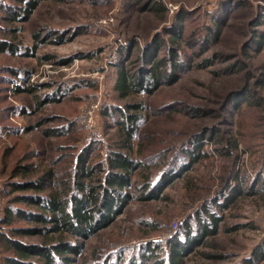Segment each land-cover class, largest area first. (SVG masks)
<instances>
[{"label":"rangeland","instance_id":"1","mask_svg":"<svg viewBox=\"0 0 264 264\" xmlns=\"http://www.w3.org/2000/svg\"><path fill=\"white\" fill-rule=\"evenodd\" d=\"M24 1L0 0V264L15 254L6 239L56 243L14 235L44 225L18 216L43 213L23 197L84 200L82 170L100 193L117 156L142 164L122 189L131 200L110 226L69 238L83 245L69 264H170L210 214L217 233L179 264H264V0H39L13 20ZM159 60L168 83L116 89L121 68ZM191 152L204 156L183 171ZM46 172L44 191L14 190ZM151 188L159 199L140 200Z\"/></svg>","mask_w":264,"mask_h":264},{"label":"trees","instance_id":"2","mask_svg":"<svg viewBox=\"0 0 264 264\" xmlns=\"http://www.w3.org/2000/svg\"><path fill=\"white\" fill-rule=\"evenodd\" d=\"M24 2L27 4V7L21 9L23 14L18 12H16L17 14L14 13L13 20L17 19L16 15L18 14L23 16V19H28L37 8L39 0H27ZM262 39L264 41V38ZM172 40L177 41V39L174 38H172ZM258 43L262 44L263 42ZM161 65L162 61H154L145 74L140 73L137 76L121 68L118 74L117 82L115 83L116 89L118 91L120 90L121 93L129 94L137 87L142 88L144 86L145 75H147V83H145V87L148 84H157V88L162 84V82L168 83L173 74L170 73L167 76V74L161 73ZM150 93L152 92L150 91ZM135 107L139 108L140 106L135 105ZM136 117L137 116H128V120L135 122ZM188 155L190 156V161L188 167L184 168L183 171L188 170L190 166L195 164L204 156V154H199V152H196V155H193L192 152L188 153ZM110 160V166L118 169L119 171L116 174L109 173L105 176L104 184L99 186L101 187L100 193L96 192V188L92 186L87 188L85 186L86 184L80 183L82 178L90 179L93 176L91 169H83L81 172L83 176L75 181L76 188H78L80 192L86 191L84 198L85 201L83 199L73 198L72 203L70 201L65 203L58 195L55 194H47L46 196L31 195L23 197L24 199L28 198L32 205H36L38 208L40 207L43 213L34 212L24 215L23 212L18 211V216L44 225L38 229H15L13 230L14 235H39L45 239L51 237V240H54L56 243L53 245H46V243L26 244L16 240L6 239L7 249L11 251V253L13 252L15 254L10 257H6L5 264H69L71 259L68 255L72 253L79 254L81 252L80 249L83 246H81V244L71 242L69 238L77 236L88 239L100 230L110 226L115 217L122 213L125 206L131 200L130 195L127 192H123L122 189L130 187L131 174L142 167L140 162L130 159L129 157L126 158L124 156H117L112 157ZM24 169L28 170L26 167ZM47 176L50 178L51 172L42 174V176L35 181L26 182L19 186L14 185V190H33L36 192L44 191L43 186ZM168 178V180H165V186L170 185L172 180L177 178V176H169ZM148 188H150L149 182L144 184L143 189L147 190ZM155 192L152 191V188L149 189V192H146L147 194H145L144 197H141L140 200L146 201L159 199V194ZM15 201L17 202V199ZM114 206L116 207V210L114 209ZM8 215H10V212H8ZM209 218L212 223V227L210 229L207 228V225L202 224V232L200 236L189 238V234L187 232V235L185 236L186 242L184 244H174L176 248L171 247L170 264L181 263L182 257L184 256V248L187 244L192 245L194 243H200L206 236L217 233L216 231L219 219H216L214 214H210ZM6 219L7 221H10L11 217L7 216ZM47 224H50V226H47ZM53 252L57 255L53 254ZM36 257L41 260V263H35L31 260Z\"/></svg>","mask_w":264,"mask_h":264}]
</instances>
